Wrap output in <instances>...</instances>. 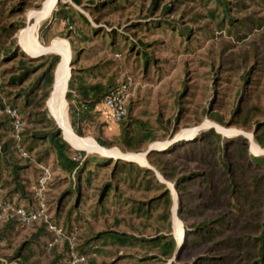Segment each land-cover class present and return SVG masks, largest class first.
Returning <instances> with one entry per match:
<instances>
[{
  "label": "rangeland",
  "instance_id": "1",
  "mask_svg": "<svg viewBox=\"0 0 264 264\" xmlns=\"http://www.w3.org/2000/svg\"><path fill=\"white\" fill-rule=\"evenodd\" d=\"M46 1L0 0V105L2 106L11 101V93L15 90L9 87L10 77L17 67L15 57L26 53L28 56L36 58L21 45L25 30L36 26L38 42L47 50H50L55 42H66L70 49L71 59L75 57L70 44L71 40H69L70 31L67 30L64 22L55 17L56 11L60 9L59 4L67 0H58V5H55L49 16L37 21V17L33 15L43 10ZM174 1L160 0L153 14L150 15L148 10L152 0H129L130 4H125V9L122 12L110 16L101 26H98L106 32H110L114 28L117 33H125V30L129 29L127 35L129 34L130 38L137 41L135 45L139 46L138 42L143 45H140L138 51L146 50L149 56L154 59V64L147 73L144 72L140 54L134 48L133 50L126 48L127 43L123 44V40H118L120 42L119 51L122 52V55L115 54V50L108 44V39L103 38L104 35L97 38L91 37L80 23L74 24L73 29H76V34L73 36L75 39L78 40L80 35L89 39L80 46L86 49L87 53L79 65L87 69L100 67L101 74H98L100 77L95 82H105L112 78L115 87H119V91L124 96L127 114L132 119L149 122L155 137L154 142L147 144L138 153L123 152L119 146L109 149L100 146L97 143L98 135L93 134L94 128L91 126L85 137L76 135L81 140L93 141L96 144L94 146L98 149L81 150H85L84 152L87 154L101 157H105L103 154L106 151L136 157L142 156L148 164L143 167H149L145 153L152 144H169L168 148L162 151L165 152L179 142H174V140L181 138L191 141L213 128L225 138H245L249 143V154L255 158L264 157V148L260 147L254 138L255 126L258 122L264 121V114L252 123V130H244L230 126V124L228 126L219 125L211 120L210 113H205L206 110L213 109L212 100L217 99L222 101L225 107V111H220L222 117L225 121H230L240 94L245 87L244 76L248 72H251L252 75L248 84L246 102L259 106L264 112V0H228L231 4V17L236 20L233 25L226 23V20H223V24L220 23L222 10H218L214 16L211 15V11L216 8V3L210 0H205V3L202 0H180L173 10L162 13L164 8L174 4ZM68 3L91 20L90 14L83 7L72 4L71 1ZM84 3H86L85 0ZM151 20L176 22L182 28L189 27L192 33L188 37H183L177 35L176 28L174 30H170V28L136 29L133 26L146 24ZM4 26L9 27L8 34L1 32ZM21 26V29L15 30ZM95 27L97 26L95 25ZM57 54L59 53L52 52L44 55ZM59 64L55 69V80ZM53 98L51 94L46 105L49 115V102ZM66 102L69 108V101ZM180 113L184 117L183 120L179 118ZM21 130L22 127L18 132ZM72 131L75 134L73 128ZM61 134L64 137L62 130ZM118 134L119 126L117 124L111 127L106 123L103 128V139L111 140ZM191 134L193 135L192 139L188 140L187 136ZM261 134L259 132V135ZM12 140L10 120L0 111V146ZM16 149L14 147L11 150L14 160L28 169L21 175V180L26 185L25 196L33 203L37 202L38 206L39 193H41L48 219L51 221L60 214L57 223L61 228H67L68 225L80 226L74 233L75 247L84 245L93 233H99L106 226H111L113 219L130 221L140 228L144 224L155 225L157 228L165 226L164 222L155 220L157 214L150 221L140 220L126 214V210L122 211V207L118 210L111 204L105 208L108 210V214H104L103 210L98 208V196L95 191L98 181L90 188L84 186V194L78 199L71 197L68 194L71 182L66 173L55 168L54 159L48 162L51 176L44 189L38 192L36 181L40 176L42 165L36 162V157L41 150L35 151L31 159L26 160L20 156ZM200 152L199 148L189 146L184 154L168 156V160L179 171L194 172L200 176L197 180L199 184L188 186L192 195L185 201L187 209H197L198 212L194 213L196 215L194 218H189L190 215L184 211L180 216L178 205L180 196L174 183L166 181L157 173V177L166 185L174 199L170 234L177 239V235L183 233L185 238L186 223H200L203 220L222 218L228 223V228L224 232L225 236L241 240L243 246L239 255L243 259L241 264H249L246 260L244 261L245 253L251 250L245 247L246 238L260 235V231L263 229L261 226L264 223V170L256 169L249 160L237 156L230 160V170H227L220 165L216 155L205 154V159H201ZM111 157L120 158L112 155ZM253 168L254 170H252ZM256 175H261V179L254 187L252 183L255 181ZM9 180V174L4 173L2 182ZM72 182H74V176ZM12 189L13 187H9L7 190H2L0 186V201L1 197L7 192H11ZM154 194L155 192L131 191L127 192V197L145 200ZM14 200L16 201L17 198ZM95 211L97 216L94 218ZM11 215L8 213L7 219L14 217ZM43 223L40 221L26 225L19 235H14L10 241L0 245V255L9 258L22 245L35 241L34 238L39 234ZM4 225H1L0 229ZM123 225L119 229L128 230ZM141 230L144 232L143 228ZM145 232L147 233V231ZM64 233L66 237L69 236L67 232ZM36 243L37 246L43 248L46 240L40 236L36 238ZM9 244L10 246H8ZM99 249L102 254L86 256L84 264H133L129 261L117 262L112 253L119 250L103 245H99ZM122 253L128 252L123 251ZM131 253L139 255L140 251L136 250ZM54 259L52 251H48L46 257L35 256L30 263L50 264Z\"/></svg>",
  "mask_w": 264,
  "mask_h": 264
},
{
  "label": "trees",
  "instance_id": "2",
  "mask_svg": "<svg viewBox=\"0 0 264 264\" xmlns=\"http://www.w3.org/2000/svg\"><path fill=\"white\" fill-rule=\"evenodd\" d=\"M69 1L72 4L83 7L90 14L91 20L85 14L75 10L68 3ZM69 1L59 4L60 9L56 11L55 17L64 22L65 27L70 31L69 40H71V48L75 54V57L72 58V72L67 94L71 126L75 134L80 137H85L88 129L93 126V134L98 135L97 143L100 146L107 149L119 146L123 152L138 153L147 144L154 142L155 137L152 126L149 122L132 119L126 113L125 117L119 123H116L119 126V134L111 140L103 139V128L106 123L101 120V117L107 112L104 101L108 96L117 92L119 87H115L112 78L107 79L105 82H95L100 77L98 75L101 74L100 67L87 69L79 65L85 59L87 53V50L80 46L89 39L80 35L77 40L73 36L76 34V29H73L74 24L78 22L83 26L84 30H87V33H90L91 37L97 38L104 35L103 38L108 39V44L115 50V54L121 55L122 52L119 51L120 42L118 40H123V44L127 43L126 48H132L131 50L134 48L140 54L144 72L147 73L153 66L154 59L149 56L146 50L138 51L141 43L138 42L139 46L135 45L137 41L132 37L130 38L129 34L127 35L129 29H126L125 33H117L114 28L110 32H106L102 27H98L110 16L122 12L125 9L124 5L128 4L129 0H85L86 3H84V0ZM159 1L152 0L148 10L150 15L153 14ZM179 1L175 0L174 4L166 6L162 13L173 10ZM210 1L216 3V8L211 11V15L214 16L218 10H222L220 12V23L223 24V20H226V23L233 25L236 20L231 17L230 2L228 0ZM202 2L205 3V0H202ZM133 26L136 29L170 28V30H174L176 28L175 32L177 35L183 37H188L192 33L189 27L182 28L179 23H169L168 20H151L146 24H135ZM21 28L22 26L15 30L17 31ZM1 32L8 34L9 27H2ZM15 58L17 59V67L13 71L9 82V87L15 90L11 93V101L7 105H0V111L10 120V130L13 135L12 141L0 146V186L2 190L13 187L11 192H7L1 197L0 204L2 206L12 204L16 208L35 209L37 202L33 203L32 200L27 199L25 196L26 185L21 180V175L26 173L28 169L27 167H22L14 160L11 150L14 147L17 148V152H19V149H23L27 154V158H23L19 152L20 156L23 159L30 160L33 153L40 149L41 151L36 157V162L42 165L39 178L43 174V168H49L48 162L54 159L55 168L66 173L71 182L70 191H68L71 197L78 199L84 194V186L90 188L98 181V185L95 187L98 196V208L103 210L104 214H108V210L105 208L111 204L118 210L122 207V211L125 209L126 214L134 216L136 219L150 221L157 214L155 220L165 223L164 227L159 228L155 227V225L144 224L141 226L144 229L143 232L140 227H136L130 221L113 219L111 226H106L99 233H93L92 237L84 245L75 247V251L79 255L84 256L85 259L86 256L91 254H102L99 245H103L119 250L116 253H112L116 257L117 262L129 261L133 264H166L173 259L174 261L171 264H241L243 262V259L239 256L243 250L241 240L225 236L224 232L228 228V223L222 218L203 220L200 223H186V237L181 244L176 242L170 234L174 199L166 185L157 177V173L166 181L174 183L180 196L178 202L180 216H182L184 211L190 215L189 218H194L196 216L194 213L198 212L197 209H187L185 201L192 195L188 186L199 184L197 180H199L200 176L194 172L179 171L168 160V156L184 154L189 146H194L200 149L201 159H205L209 153L214 154L217 156L220 165L227 170L231 165L230 160L235 158V156L249 160L250 164L256 169L264 170V157H252L249 154V143L245 138H225L211 128L191 141H179L165 152L154 151L150 153L147 157L149 167H143L137 163L122 159L106 158L75 150L63 139L58 125L46 111L47 101L53 92L55 84L54 73L56 66L60 62V56L44 55L39 58H32L26 53H22ZM251 75L252 73L248 72L244 76L245 87L240 94L230 121L227 122L222 117L220 111H225V107L222 101L217 99L212 100L211 106L213 109L205 111L206 114L210 113L209 116L212 121L223 126L230 124V126L244 130H252V123L258 117L263 116L264 112L259 106L246 102ZM7 108L16 111L22 127L21 132H17L14 119L6 112ZM107 115L109 116V113ZM179 118H182V120L184 118L181 113ZM180 124L183 125V123ZM259 132L262 134L259 135ZM26 136L28 137L26 138ZM254 138L257 144L264 148V121L256 124ZM4 173L9 174L10 180L3 183ZM73 176L74 182H72ZM39 178L36 182H38ZM254 178L255 181L252 184L255 187L259 183L261 175H256ZM131 191L155 192V194L145 200H135L127 197V192ZM15 198H17L16 201L14 200ZM96 216L97 213L95 211L93 217L95 218ZM59 217L60 214L56 218L51 219L50 222L61 227L57 223ZM3 224H5L4 227L0 229V245L10 241L14 235H19L21 230L26 227L16 216L7 219L0 226ZM122 224L128 230H120L119 228ZM261 227L263 229L260 231V235L247 237L245 241V247L251 249L245 253L246 259H244L249 264H264V223ZM78 228H80L79 225H68L67 228L62 227L63 231L67 232L69 236L75 233ZM40 236H43L46 240L43 248L36 245V238ZM34 240L22 245L9 258L0 255V264H28L35 256L46 257L48 251H52L55 258L50 264L68 263L70 259L69 244L67 242L61 245L53 244L54 236L48 230L46 223H43L42 229H40ZM49 244H53L52 247L49 248ZM136 250L140 251L139 255L131 253ZM123 251L128 253H122Z\"/></svg>",
  "mask_w": 264,
  "mask_h": 264
},
{
  "label": "bare ground",
  "instance_id": "3",
  "mask_svg": "<svg viewBox=\"0 0 264 264\" xmlns=\"http://www.w3.org/2000/svg\"><path fill=\"white\" fill-rule=\"evenodd\" d=\"M58 0H47L44 4V8L39 13H33L35 17H37V21H40L41 19H44L46 16H49L51 10L55 7ZM36 27V26H35ZM35 27H30L27 30L24 31L22 35L21 45L25 50H27L30 55H33V57H39L44 54H49L52 52H57L58 56L61 57V62L59 64V68L56 73V80H55V86L54 90L52 92V100L49 102V112L51 117L56 121L58 127L60 130H62L63 135L65 137V140L74 146L73 148H77L76 150L79 151H85L81 149L86 148H93L98 149V147L94 146L96 145L91 140H81L78 138L76 134L73 133L69 116H68V104H67V87L69 83V80L71 78V67L69 65L70 61L72 62L71 55H70V49L66 42L59 41L55 42L50 50L45 49L42 47L39 42L36 35V29ZM51 51V52H49ZM41 54V55H40ZM70 76V77H69ZM193 134V133H192ZM188 135L187 139H192L193 135ZM185 139V138H184ZM167 143L165 144H156L155 146L160 151H164L168 148ZM103 156L105 157H120L124 159L125 161H134V163L139 164L140 166H148L144 158L142 156H132V155H124L122 153L117 152H104ZM110 154V155H109ZM112 158V157H111ZM184 238L183 233L177 235V240L182 241Z\"/></svg>",
  "mask_w": 264,
  "mask_h": 264
},
{
  "label": "built area",
  "instance_id": "4",
  "mask_svg": "<svg viewBox=\"0 0 264 264\" xmlns=\"http://www.w3.org/2000/svg\"><path fill=\"white\" fill-rule=\"evenodd\" d=\"M124 96L121 91H117L112 95L108 96L104 101V106L109 112L110 118L113 122L119 123L126 115V108L124 105ZM6 112L11 115V117L15 121V127L17 132L19 131L21 124L19 122V118L16 114L15 110H11L9 108L6 109ZM19 152L23 158H27L26 152L23 149H19ZM51 176V172L49 168H43V174L39 178L37 182L38 192H41L44 189L47 181ZM8 213H11V216H16L24 225H30L35 222L43 221L47 224L48 230L54 236L53 244H63L67 242L70 246V259L67 264H83L85 262V257L79 255L75 251V234L66 237L63 229L61 227L56 226L51 223L48 219V215L46 214V210L44 208L43 199L41 193H39V202L38 206L34 210H27L25 208H16L12 204H6L1 206L0 213V223L7 220ZM53 244H49L48 247H52Z\"/></svg>",
  "mask_w": 264,
  "mask_h": 264
},
{
  "label": "water",
  "instance_id": "5",
  "mask_svg": "<svg viewBox=\"0 0 264 264\" xmlns=\"http://www.w3.org/2000/svg\"><path fill=\"white\" fill-rule=\"evenodd\" d=\"M58 3H59V1H58ZM58 3H57V5H58ZM69 65H70V67H71V65H72V62L70 61V63H69ZM71 72H72V68H71ZM67 94H68V91H67V93H66V98H67ZM59 130H60V128H58ZM63 139L65 140V138L63 137ZM180 140H182L181 138H178V139H176V140H174V142H177V141H180ZM66 141V140H65ZM67 142V141H66ZM68 143V142H67ZM69 144V143H68ZM162 144V143H161ZM164 144V143H163ZM72 148H73V146L71 145V144H69ZM154 151H159V152H162V151H160L159 149H157V147L155 146V144H152L149 148H148V150H147V152L145 153V158H147L148 157V155L150 154V153H152V152H154ZM109 158H111V157H109ZM118 159H121V158H118ZM122 160H124V159H122ZM129 162H134V161H129Z\"/></svg>",
  "mask_w": 264,
  "mask_h": 264
},
{
  "label": "crops",
  "instance_id": "6",
  "mask_svg": "<svg viewBox=\"0 0 264 264\" xmlns=\"http://www.w3.org/2000/svg\"><path fill=\"white\" fill-rule=\"evenodd\" d=\"M107 113H109V112L107 111L105 114L102 115L101 120H102V121H105L109 126L112 127V126H114L116 123L112 121V119L110 118V115L108 116ZM174 239H175V238H174ZM175 240H176V242H177L178 244H181V241H178L177 239H175ZM173 261H174V259L170 261V264H171Z\"/></svg>",
  "mask_w": 264,
  "mask_h": 264
}]
</instances>
